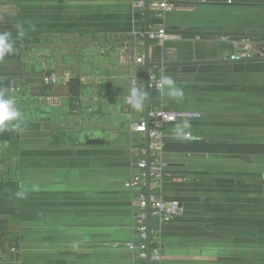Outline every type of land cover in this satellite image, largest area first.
Instances as JSON below:
<instances>
[{
	"label": "crops",
	"instance_id": "crops-1",
	"mask_svg": "<svg viewBox=\"0 0 264 264\" xmlns=\"http://www.w3.org/2000/svg\"><path fill=\"white\" fill-rule=\"evenodd\" d=\"M170 3L161 44L132 0H0L16 49L0 92L21 112L0 132V264H145L124 247L138 197L125 183L146 144L132 125L157 108L196 115L163 126L161 197L183 213L149 217L161 264H264V0ZM245 50L259 56L230 60ZM145 59L183 96L163 85L134 110Z\"/></svg>",
	"mask_w": 264,
	"mask_h": 264
},
{
	"label": "built area",
	"instance_id": "built-area-1",
	"mask_svg": "<svg viewBox=\"0 0 264 264\" xmlns=\"http://www.w3.org/2000/svg\"><path fill=\"white\" fill-rule=\"evenodd\" d=\"M133 9L143 13L151 11L156 20L154 28L147 29L145 37L158 43H164L173 39L168 35L164 26L165 13L171 8L170 0H132ZM259 56L249 50L240 51L231 55L230 60L239 62L250 60ZM264 56V54L260 55ZM142 58L136 59L141 63ZM47 85L58 83V77L47 75L43 77ZM148 90L161 94L163 83L155 74L148 75ZM196 117L188 113L168 112L161 108L149 110L146 117L132 125V129L141 134L146 140L145 147L139 150L141 158L136 162L135 171L131 178L125 183V188L130 191H138L136 211L134 213L135 236L134 241L124 245L125 249L137 260L149 264H161V246L153 245L148 235L147 214L158 216L162 222L182 215L183 208L177 200H165L161 197L162 185L167 178L165 166L162 160V148L165 139L163 126L166 123L181 119ZM186 138H189L187 135Z\"/></svg>",
	"mask_w": 264,
	"mask_h": 264
},
{
	"label": "clouds",
	"instance_id": "clouds-1",
	"mask_svg": "<svg viewBox=\"0 0 264 264\" xmlns=\"http://www.w3.org/2000/svg\"><path fill=\"white\" fill-rule=\"evenodd\" d=\"M17 34L20 38L25 36L23 29H20ZM10 36L11 34L8 32L0 33V61H3L5 57L13 55L16 51ZM161 81L167 88V96L174 98L183 96V90L176 86L175 81L170 76L162 75ZM146 95V92L139 88H132L130 90L131 106L134 110H142ZM20 119L21 112L16 107L14 99L0 92V132L8 131L10 128H18L20 126ZM187 127V122H184L183 125L178 124L176 126L177 132L183 134V130Z\"/></svg>",
	"mask_w": 264,
	"mask_h": 264
},
{
	"label": "water",
	"instance_id": "water-1",
	"mask_svg": "<svg viewBox=\"0 0 264 264\" xmlns=\"http://www.w3.org/2000/svg\"><path fill=\"white\" fill-rule=\"evenodd\" d=\"M146 13H147V10H146ZM145 39L148 41V39L145 37ZM147 59V57H146ZM145 59L146 63H145V83H146V93L148 95L149 93V90H148V68L150 67L148 61ZM89 143H95L96 141H88ZM150 211V210H149ZM148 211V214H147V224H148V235H149V232H150V229H149V217H150V213ZM149 240V239H148ZM146 264H149L148 260H147V263Z\"/></svg>",
	"mask_w": 264,
	"mask_h": 264
},
{
	"label": "trees",
	"instance_id": "trees-1",
	"mask_svg": "<svg viewBox=\"0 0 264 264\" xmlns=\"http://www.w3.org/2000/svg\"><path fill=\"white\" fill-rule=\"evenodd\" d=\"M22 42L23 43H29V40H28V37H26V36H24L23 38H22ZM152 74V73H151ZM156 75V74H155ZM69 86H70V89H71V96L72 97H75L76 96V93H77V91H75L76 90V88L75 87H77L78 86V81L77 80H71L70 82H69ZM153 246V245H152Z\"/></svg>",
	"mask_w": 264,
	"mask_h": 264
}]
</instances>
